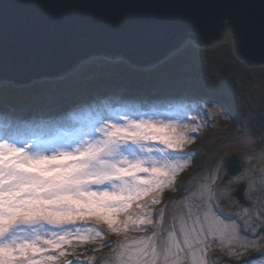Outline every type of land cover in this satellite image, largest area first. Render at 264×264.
Instances as JSON below:
<instances>
[{"label":"snow or ice","instance_id":"6c2138e0","mask_svg":"<svg viewBox=\"0 0 264 264\" xmlns=\"http://www.w3.org/2000/svg\"><path fill=\"white\" fill-rule=\"evenodd\" d=\"M187 119L126 107L116 119L101 118L70 142L50 147L20 139L6 126L0 138V264H78L79 257H68L98 242L115 244L108 264H208L211 238L226 240L237 264H249L243 252L264 246V239L253 243L247 229L225 223L207 185L199 192L203 204L181 206L170 217L153 209L190 162L181 153L200 123ZM258 232H264V217Z\"/></svg>","mask_w":264,"mask_h":264},{"label":"rangeland","instance_id":"374dc122","mask_svg":"<svg viewBox=\"0 0 264 264\" xmlns=\"http://www.w3.org/2000/svg\"><path fill=\"white\" fill-rule=\"evenodd\" d=\"M232 34L230 28H226L220 39L204 45L194 43V38L188 36L168 56L146 66L133 65L124 56L109 59L98 53L80 57L74 62V65L80 63L79 66L66 75L34 78L22 84L0 77V138L7 126L17 130L20 139L32 137L34 142H42L46 147L63 144L101 118L116 119L117 113H122L126 107L143 113H159L165 118L186 115L189 123L195 117L200 123L199 131L194 134L193 143L186 145L181 153V159L190 162L177 173L190 174L191 179L184 189L178 186L180 180H175L163 190L172 197L167 217L181 206L187 210L193 204H203L199 199L201 185H207L213 196V178L215 181L221 178L227 156L236 152L241 171L225 184L219 179V192L216 196L214 192L218 203L213 196L214 210L225 223H238L242 230L244 225L248 239L259 244L264 239V232H258L264 210L258 211V203H253L252 207L241 206L233 189L244 182L245 190L255 191L264 205V183H261L264 180V61L254 65L240 61L233 51ZM134 68L160 71L158 76L164 81L156 83L154 89L130 86L122 76H147L137 74ZM168 80L179 83L172 84ZM121 83L130 87H123ZM107 85L113 87L107 89ZM185 89L191 92L184 94ZM238 177L243 179L237 181ZM160 207L164 209L165 205ZM206 210L202 207L201 215ZM165 224H169L168 219ZM132 234L141 236L151 232ZM208 243L205 251L208 264H218L223 257L226 260L222 264H236V257L226 250V240L211 238ZM98 244L81 246L75 256L68 258L79 257L78 264H85V258L93 257L87 264H108L115 244L105 243L103 247ZM243 255L249 258V264H264V246L247 248Z\"/></svg>","mask_w":264,"mask_h":264},{"label":"water","instance_id":"95a60500","mask_svg":"<svg viewBox=\"0 0 264 264\" xmlns=\"http://www.w3.org/2000/svg\"><path fill=\"white\" fill-rule=\"evenodd\" d=\"M224 21L235 55L262 63L264 0H0V77L18 83L59 76L94 50L146 66L183 30L194 42L219 39ZM225 169L230 176L241 170L237 153ZM244 190L239 183L233 194L247 205Z\"/></svg>","mask_w":264,"mask_h":264},{"label":"trees","instance_id":"16d2710c","mask_svg":"<svg viewBox=\"0 0 264 264\" xmlns=\"http://www.w3.org/2000/svg\"><path fill=\"white\" fill-rule=\"evenodd\" d=\"M229 26V24L228 23H226L225 21H224V27H223V29L221 30L222 32H223V30L224 29H226L227 27ZM187 32H189V31H187V30H183L178 36H175L174 37V39H173V41H172V43L170 44V46H169V48L168 49H165V52L163 53V56L162 57H166V56H168L169 55V53H170V51H172L173 49H176V48H178L179 47V45L181 44V43H183V41L188 37V33ZM200 43V42H199ZM100 51H98V50H94V51H91L90 53H87V54H85V55H82V56H80V57H84V56H88V55H93V54H97V53H99ZM79 57V58H80ZM79 58H77L76 60H78ZM132 63H134L132 60H130ZM156 61H158V59L156 60ZM130 62V63H131ZM131 63V64H132ZM129 67H131V66H129ZM131 68H133V67H131ZM134 69H136V68H134ZM136 70H138V72H137V74L138 73H145V74H147V76H143L144 78H139L137 75L135 76V77H133V78H130L129 76H122V78L123 79H125L126 80V82L127 83H131L130 84V86L132 85V86H137V87H155L157 84L156 83H158L160 80H163V78H161L160 76H158L159 74H161V72L160 71H157V73L155 72V71H152V70H147V69H136ZM169 70H170V73H171V75H173V72H172V68H170L169 67ZM163 74H165V72L163 73ZM178 74H179V71H178ZM150 75H153V76H150ZM41 76H43V75H39L38 77H36V78H39V77H41ZM30 80H28V81H25L24 83H28ZM164 81V80H163ZM162 81V82H163ZM169 82H172V84H178L179 82L178 81H175V80H168ZM18 83H21L22 84V82H18ZM124 85V86H123ZM122 86L123 87H125V86H128V84L126 85V84H124V83H122ZM107 87V89H110V88H112L113 87V85H107L106 86ZM92 93V92H91ZM191 149V148H190ZM195 150H192V155H195V152H194ZM250 163H252V162H250ZM249 163V164H250ZM224 165V164H223ZM192 172H193V170H192ZM191 172V173H192ZM234 177H232V176H229L227 173H226V169H225V167L223 166V175H221V178H220V176H219V178H218V180L217 181H215L214 182V185H213V193L215 192V196H216V194H218V192H219V185H218V182H219V179H220V181H223L222 182V184H225V182H226V180H228V179H233ZM188 179H191V176H190V174H188V175H186L185 173H180L179 175H177L176 176V180L177 181H179L180 180V182H179V184H178V186H179V188L180 187H182V189H184V187H187V186H189V185H187L188 184ZM220 183V182H219ZM191 188V187H190ZM253 193V190H246V198H248L249 199V201H250V205L248 206V207H252V205H253V203H258V204H260V207L258 208L257 206H256V208L258 209V211L261 213V211H263L264 210V205H262L261 204V202H260V200H258L259 198H257L256 196H255V191H254V193ZM251 195H254V197L253 198H249V197H251ZM214 196V197H215ZM160 199H161V203L159 204V205H155L154 207H155V210L157 211V212H159V210L161 209V205H165V215H166V217H167V212L166 211H168V206H171V202H172V197L170 196V194L169 193H163L162 192V195H161V197H160ZM215 202H217L218 203V200H217V198L215 197ZM261 205H262V208H261ZM219 206H220V204H219ZM218 206V207H219ZM239 208V207H238ZM263 209V210H262ZM166 225V224H165ZM243 228L245 229V226L243 225ZM131 235H133L132 233H131ZM108 239H110V240H112V241H116L117 240V237H115V236H108L107 237ZM249 255V254H248ZM245 257V255H243V258ZM247 257V256H246ZM224 260H226L225 259V257H223L219 262L220 263H218V264H222L221 262H223ZM236 264H237V262H236Z\"/></svg>","mask_w":264,"mask_h":264},{"label":"bare ground","instance_id":"6f19581e","mask_svg":"<svg viewBox=\"0 0 264 264\" xmlns=\"http://www.w3.org/2000/svg\"><path fill=\"white\" fill-rule=\"evenodd\" d=\"M79 64H80V63H78V64L72 66L71 68H69V69H67V70H65V71L63 72V74H61V75H66V74H69V73L73 72V71L79 66ZM43 77H49V76L46 75V76H43ZM3 124H5V122H4ZM1 127H3V126H1Z\"/></svg>","mask_w":264,"mask_h":264}]
</instances>
